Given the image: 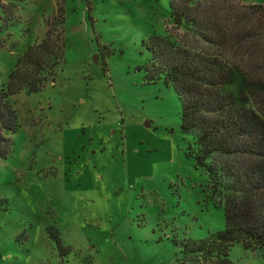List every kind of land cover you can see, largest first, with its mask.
<instances>
[{
    "label": "rangeland",
    "instance_id": "374dc122",
    "mask_svg": "<svg viewBox=\"0 0 264 264\" xmlns=\"http://www.w3.org/2000/svg\"><path fill=\"white\" fill-rule=\"evenodd\" d=\"M58 4L64 65L53 84L9 97L18 128L0 159V264H176L180 244L222 230L223 216L185 154L174 94L142 84L141 41L168 34L169 0H0V84ZM229 259L262 264L239 245Z\"/></svg>",
    "mask_w": 264,
    "mask_h": 264
},
{
    "label": "trees",
    "instance_id": "16d2710c",
    "mask_svg": "<svg viewBox=\"0 0 264 264\" xmlns=\"http://www.w3.org/2000/svg\"><path fill=\"white\" fill-rule=\"evenodd\" d=\"M239 1L169 0L168 34L141 41L142 84L160 81L174 94L179 132L188 137L185 154L205 173L209 198L223 216L222 230L180 244L176 264H233V245L264 264V3ZM63 23L58 4L43 38L0 84V159L18 128L9 97L53 84L65 63ZM44 230L59 256L70 252L53 226Z\"/></svg>",
    "mask_w": 264,
    "mask_h": 264
},
{
    "label": "water",
    "instance_id": "95a60500",
    "mask_svg": "<svg viewBox=\"0 0 264 264\" xmlns=\"http://www.w3.org/2000/svg\"><path fill=\"white\" fill-rule=\"evenodd\" d=\"M94 60H96V57H95V55H94ZM148 125V123H144V126H147Z\"/></svg>",
    "mask_w": 264,
    "mask_h": 264
}]
</instances>
